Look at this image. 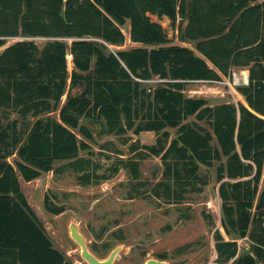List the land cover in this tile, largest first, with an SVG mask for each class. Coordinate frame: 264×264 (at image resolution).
<instances>
[{
  "label": "trees",
  "instance_id": "16d2710c",
  "mask_svg": "<svg viewBox=\"0 0 264 264\" xmlns=\"http://www.w3.org/2000/svg\"><path fill=\"white\" fill-rule=\"evenodd\" d=\"M148 14L172 24L180 17L178 38L193 49L169 44ZM126 20L130 41L143 46L111 48L124 44ZM14 37L0 52V264H72L36 219L16 169L28 182L65 161L89 183L102 174L77 155L90 148L85 139L128 131L159 134L146 147L176 186L156 183L167 203L200 189L199 167L216 161L220 222L233 235L214 233L216 261L264 264V0H0V46ZM35 37L47 41L39 48ZM241 67L244 103L209 105L184 93L187 82L218 81ZM155 77L154 87L144 84ZM54 110L58 118L48 115ZM121 162L136 178L137 160ZM245 236L240 254L234 238Z\"/></svg>",
  "mask_w": 264,
  "mask_h": 264
},
{
  "label": "rangeland",
  "instance_id": "374dc122",
  "mask_svg": "<svg viewBox=\"0 0 264 264\" xmlns=\"http://www.w3.org/2000/svg\"><path fill=\"white\" fill-rule=\"evenodd\" d=\"M148 15L162 26L169 44L193 49V43L178 38L180 17L172 24L166 16ZM128 29L126 20L121 25L124 44L111 48L143 46L130 41ZM19 39L7 38L5 44L0 46V52ZM32 40L39 48L47 41L41 37ZM67 69L69 72L72 69L71 57H67ZM158 81L155 77L144 84L154 87ZM237 86L227 76H222L217 82H187L184 93L203 97L209 105L224 102L236 104L241 102ZM80 91V87H73L69 93L78 95ZM65 98L66 94L61 97V103ZM48 115L58 118V110ZM10 117H15V114H10ZM87 124L93 131L98 128L91 122ZM198 124L209 129L202 121H198ZM168 130L170 138L173 137L175 129ZM158 135L152 131L139 134L128 131L125 135H99L94 132L92 139H85L90 148L77 153L79 157L91 159L97 173L102 174L101 178L92 179L89 183H81L78 173L69 168L65 161L54 162L51 170L42 171L28 182L15 168L20 190L36 219L53 247L69 262L86 264L79 256L78 245L68 236L67 223L71 219L79 223L80 231L98 257H105L108 247L117 243L123 245L114 264H140L145 258H159L161 254L165 256L167 264H221L216 261L214 233L219 231L225 240L233 235L225 234L220 222L221 200L216 180L218 163L214 161L210 166L199 167L197 187L200 189L187 191L178 202L167 203L162 196V186L156 183H169L172 190L176 186L163 177L160 156L151 154L146 147L155 144ZM78 138L82 139L79 135ZM128 159L138 162L136 178L130 169L121 164V161ZM8 160L11 161L12 156ZM56 207L61 211L53 213ZM234 240L238 253H245L247 237H236ZM231 261L223 264H231Z\"/></svg>",
  "mask_w": 264,
  "mask_h": 264
},
{
  "label": "water",
  "instance_id": "95a60500",
  "mask_svg": "<svg viewBox=\"0 0 264 264\" xmlns=\"http://www.w3.org/2000/svg\"><path fill=\"white\" fill-rule=\"evenodd\" d=\"M67 229L69 238L78 245L79 256L86 264H114L122 250L123 245L117 243L108 251L105 257L100 258L91 250L86 237L80 231L79 223L70 219L67 223ZM140 264H167V262L165 259L148 257Z\"/></svg>",
  "mask_w": 264,
  "mask_h": 264
},
{
  "label": "built area",
  "instance_id": "2783aa9c",
  "mask_svg": "<svg viewBox=\"0 0 264 264\" xmlns=\"http://www.w3.org/2000/svg\"><path fill=\"white\" fill-rule=\"evenodd\" d=\"M244 70L242 69H238V70H234L232 69V71L230 72V74L227 76L228 79H231V81L236 84V85H242V84H247L248 82V77L247 75H245V73H243ZM202 81V80H201ZM219 81V80H218ZM213 82H217V81H213Z\"/></svg>",
  "mask_w": 264,
  "mask_h": 264
},
{
  "label": "crops",
  "instance_id": "0c3cea01",
  "mask_svg": "<svg viewBox=\"0 0 264 264\" xmlns=\"http://www.w3.org/2000/svg\"><path fill=\"white\" fill-rule=\"evenodd\" d=\"M134 44H136V42H133ZM136 47V46H135ZM236 69H243L244 70V73H245V75H247V77H248V69L247 68H244V67H241V68H236ZM239 94V93H238ZM239 100L242 102V103H244V97L241 95V94H239Z\"/></svg>",
  "mask_w": 264,
  "mask_h": 264
},
{
  "label": "bare ground",
  "instance_id": "6f19581e",
  "mask_svg": "<svg viewBox=\"0 0 264 264\" xmlns=\"http://www.w3.org/2000/svg\"><path fill=\"white\" fill-rule=\"evenodd\" d=\"M67 57H71V56L68 54Z\"/></svg>",
  "mask_w": 264,
  "mask_h": 264
}]
</instances>
